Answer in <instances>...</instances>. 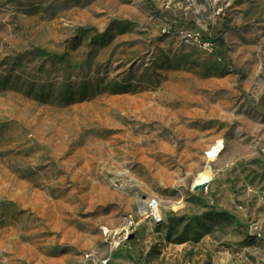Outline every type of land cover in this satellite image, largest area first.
<instances>
[{
  "label": "rangeland",
  "instance_id": "1",
  "mask_svg": "<svg viewBox=\"0 0 264 264\" xmlns=\"http://www.w3.org/2000/svg\"><path fill=\"white\" fill-rule=\"evenodd\" d=\"M263 151L264 0H0V264H264Z\"/></svg>",
  "mask_w": 264,
  "mask_h": 264
},
{
  "label": "built area",
  "instance_id": "2",
  "mask_svg": "<svg viewBox=\"0 0 264 264\" xmlns=\"http://www.w3.org/2000/svg\"><path fill=\"white\" fill-rule=\"evenodd\" d=\"M217 143V141L215 142ZM222 143V141H221ZM223 151V143H222V149L215 155V160L221 155ZM213 149L207 151L205 153V157L209 159V157L212 155ZM264 155V151H263ZM209 183H207L201 190H207L208 189ZM263 198H264V193H263ZM159 207L160 203L157 199H150L145 202V204L142 206L141 211L143 213V216L146 219H149L154 225H158L159 223L162 222L161 216L159 214ZM132 222L127 221V226L130 228L132 226ZM251 230H257V225L253 224L250 227ZM258 237L260 238V234H258Z\"/></svg>",
  "mask_w": 264,
  "mask_h": 264
},
{
  "label": "bare ground",
  "instance_id": "3",
  "mask_svg": "<svg viewBox=\"0 0 264 264\" xmlns=\"http://www.w3.org/2000/svg\"><path fill=\"white\" fill-rule=\"evenodd\" d=\"M211 149H213L212 155L209 157V159H207L205 157V159L208 162H214L215 161V155L219 151H221V149H222L221 141H217V143L214 142L213 144H211L207 151H209ZM211 180H212L211 171L209 168H206L196 175V177L194 178V180L192 182V187H194L195 185H206L207 183H210ZM177 208H178V206H176V205H174L172 207L173 210H176Z\"/></svg>",
  "mask_w": 264,
  "mask_h": 264
},
{
  "label": "trees",
  "instance_id": "4",
  "mask_svg": "<svg viewBox=\"0 0 264 264\" xmlns=\"http://www.w3.org/2000/svg\"><path fill=\"white\" fill-rule=\"evenodd\" d=\"M178 25H187L185 23H181V22H174ZM194 29H196V27H192ZM203 40L205 43H209L213 49V51L215 52V54L219 57V60L221 62H223L225 65H227L228 63V54H227V46L226 44L223 42V40L221 38H216V39H209L208 37L204 36Z\"/></svg>",
  "mask_w": 264,
  "mask_h": 264
},
{
  "label": "water",
  "instance_id": "5",
  "mask_svg": "<svg viewBox=\"0 0 264 264\" xmlns=\"http://www.w3.org/2000/svg\"><path fill=\"white\" fill-rule=\"evenodd\" d=\"M204 186H205V185H195V186L193 187V191H194V192H198V191H200Z\"/></svg>",
  "mask_w": 264,
  "mask_h": 264
},
{
  "label": "crops",
  "instance_id": "6",
  "mask_svg": "<svg viewBox=\"0 0 264 264\" xmlns=\"http://www.w3.org/2000/svg\"><path fill=\"white\" fill-rule=\"evenodd\" d=\"M264 214V213H263ZM264 220V219H263ZM263 226H264V221L262 222Z\"/></svg>",
  "mask_w": 264,
  "mask_h": 264
}]
</instances>
